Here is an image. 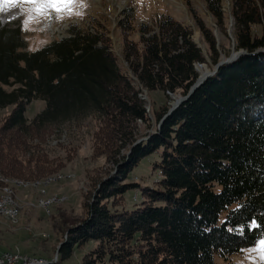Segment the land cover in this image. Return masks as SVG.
I'll list each match as a JSON object with an SVG mask.
<instances>
[{
    "label": "trees",
    "instance_id": "16d2710c",
    "mask_svg": "<svg viewBox=\"0 0 264 264\" xmlns=\"http://www.w3.org/2000/svg\"><path fill=\"white\" fill-rule=\"evenodd\" d=\"M221 1L204 0L218 25L226 15ZM231 2L234 48L245 52L165 117L170 94L185 95L196 80V62L214 65L229 54L195 9L189 8L207 56L192 28L172 14L136 26L132 5L122 11L118 27L131 75L95 17L36 48L23 22L0 23V110L11 106L0 117V171L32 179L51 169L42 143L28 138L74 120L98 119L107 130L97 140L114 146L108 158L115 172L58 254L86 245L79 264H232L233 253L264 237V0ZM35 99L44 106L27 118ZM25 148L33 150L22 162L14 152ZM148 155H155L159 178L152 185L128 181ZM134 189L139 201L127 195Z\"/></svg>",
    "mask_w": 264,
    "mask_h": 264
},
{
    "label": "rangeland",
    "instance_id": "374dc122",
    "mask_svg": "<svg viewBox=\"0 0 264 264\" xmlns=\"http://www.w3.org/2000/svg\"><path fill=\"white\" fill-rule=\"evenodd\" d=\"M204 3V0H84L82 4L77 3L70 6L71 14L52 12L51 15L44 16H35V13L29 11L33 6L24 5L22 6L24 15L17 20L23 23L25 20L29 21L27 27L24 23V32L32 48L42 46L53 38L69 35V28L72 24L80 28L86 27L92 17L104 21L110 48L119 55L123 67L131 75L128 61L123 56L124 38L118 27V21L123 16L122 11L131 5L134 9L136 26L142 21L152 24L154 15L160 12L165 11L172 14L183 24L192 28V38L201 42V47L207 56L205 45L201 41L202 35L189 10L191 7L198 15L204 17V21L209 26L212 25L213 33L217 29V46L220 48L221 42L224 47L229 48L230 52L232 50L231 35H233V23L229 30L230 16H232L231 0L221 1V6L226 12L222 25L215 22L210 12L204 7ZM30 16L35 18L29 20ZM59 16L63 18H58ZM11 17L1 24L10 23L14 20ZM102 17H105V20ZM222 26L224 30L221 29ZM131 36L136 38L137 33ZM220 52L224 53L221 49ZM203 63L208 68L213 67V64L209 62ZM196 64L197 62L194 65L195 69ZM140 95L145 99L146 109L152 117L149 93L141 87ZM170 95L168 103L174 99L173 96H180L174 93ZM43 106V99L32 100L25 110V116L32 118ZM10 108L11 106H8L0 110V117L4 116ZM102 125L98 119L84 118L62 125H54L47 128L44 134L43 131L34 132V136L28 139L42 143L50 159L44 166L51 167V169H43L39 174L34 173L35 177L32 179L25 178V175L21 178L15 173L5 174L0 171V179L3 178L0 181V193H6L9 189L11 197L9 206L15 212L14 217H6L0 213V254L3 252L19 254L34 261L39 259L56 261V264L80 263L86 245L84 247L75 246L69 256L63 257L58 253L67 240L70 227L82 223L88 217L87 204L94 199L96 189L103 180L108 179L115 172L113 161L108 158L114 146L111 145L110 149L104 138H100V142L97 140V134L102 135L107 130V127L102 128ZM138 125L139 128L143 127L140 122ZM143 130L146 131V128ZM112 139L114 141V136ZM32 150L17 149L14 153L15 156H19L20 161L25 162L24 158L30 156ZM154 158L155 155L144 157L129 172L127 180L142 185L154 184L160 175L158 169L152 167ZM28 164L23 166L29 167ZM33 165L30 163L31 167H34ZM139 193L134 189L127 195L132 201H139L141 198ZM257 247L259 246L256 243L244 249ZM218 261L225 260L219 259ZM227 261H232V264L264 263L259 251L235 252Z\"/></svg>",
    "mask_w": 264,
    "mask_h": 264
},
{
    "label": "snow or ice",
    "instance_id": "6c2138e0",
    "mask_svg": "<svg viewBox=\"0 0 264 264\" xmlns=\"http://www.w3.org/2000/svg\"><path fill=\"white\" fill-rule=\"evenodd\" d=\"M84 0H0V23L3 22L4 13H10L13 19H17L24 15L22 6L31 5L33 6L29 9L30 12L35 13V16H44L51 15L52 12L61 13L67 12L68 14L72 13V8L70 6L83 3ZM15 10V11H13ZM79 15V13H76ZM35 17L30 16L29 20L34 19ZM58 18H63L59 16ZM28 20H25V27H27ZM255 227H259V225L253 224ZM232 229H229L231 231ZM257 245L259 247L252 249H242L241 251H259L261 252V259H264V237L258 240Z\"/></svg>",
    "mask_w": 264,
    "mask_h": 264
},
{
    "label": "water",
    "instance_id": "95a60500",
    "mask_svg": "<svg viewBox=\"0 0 264 264\" xmlns=\"http://www.w3.org/2000/svg\"><path fill=\"white\" fill-rule=\"evenodd\" d=\"M213 24V22H211ZM233 23V19L232 16H230V23H229V30L231 29V25ZM215 36L218 40V32L217 29L214 30ZM232 36V50L229 52V54L227 56L222 55V57L219 59V61H217V63H215L213 65L212 68H208L206 66L205 63L203 62H197L196 64V69L198 71V76L196 78V80L194 81V83L190 86V88L188 89L187 93L185 95H180V96H173L174 99L170 102V107L168 108L166 114L164 115V117L166 115H168L170 112H172L181 102H183L184 100H186L199 86H201V84H203V82L209 78L210 76H212L217 70L218 68L223 64V63H227L230 61L235 60L239 55H241L242 53L245 52V50L243 49H235L234 48V37ZM193 40L198 43L200 46H202L201 42L195 38H193ZM204 67V68H203ZM201 68H203L204 70L202 71ZM145 97V96H143ZM149 109V106L147 107Z\"/></svg>",
    "mask_w": 264,
    "mask_h": 264
},
{
    "label": "built area",
    "instance_id": "2783aa9c",
    "mask_svg": "<svg viewBox=\"0 0 264 264\" xmlns=\"http://www.w3.org/2000/svg\"><path fill=\"white\" fill-rule=\"evenodd\" d=\"M1 200V199H0ZM6 211V209H5ZM54 264V261H34L33 259L19 254H0V264Z\"/></svg>",
    "mask_w": 264,
    "mask_h": 264
},
{
    "label": "bare ground",
    "instance_id": "6f19581e",
    "mask_svg": "<svg viewBox=\"0 0 264 264\" xmlns=\"http://www.w3.org/2000/svg\"><path fill=\"white\" fill-rule=\"evenodd\" d=\"M2 15H3V21H6L8 18H10L12 16L10 13H4ZM203 68H201L202 71L204 70ZM2 179L3 178H1L0 181ZM0 199H1L0 200V213L4 214L6 217H14L15 212L9 206V204H11V197H10L9 189H7L6 193H3V192L0 193ZM5 209H6V211H5ZM6 254H12V253H6ZM35 261H45V260L39 259V260H35ZM55 262L56 261H54V264H56Z\"/></svg>",
    "mask_w": 264,
    "mask_h": 264
}]
</instances>
